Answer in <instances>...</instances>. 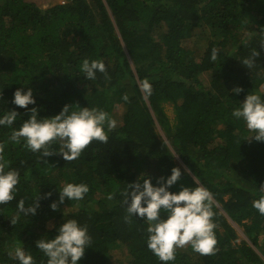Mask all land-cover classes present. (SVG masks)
Listing matches in <instances>:
<instances>
[{
	"label": "trees",
	"instance_id": "obj_1",
	"mask_svg": "<svg viewBox=\"0 0 264 264\" xmlns=\"http://www.w3.org/2000/svg\"><path fill=\"white\" fill-rule=\"evenodd\" d=\"M199 37L205 43L195 54L190 42ZM253 50L260 56L250 69L241 60ZM85 57L103 60L107 72L86 79L79 72ZM20 87L32 88L35 105L11 102ZM253 92L264 96V0H65L45 8L37 0H0V114H20L12 127L33 106L49 117L66 103L101 108L117 121L106 143L93 140L69 161L59 142L42 157L0 127V156L20 173L15 198L0 204V264H19L8 255L15 246L46 264L36 240L56 234L63 212L88 226L91 243L80 264H108L118 247L122 264H163L147 248V222L124 220L122 193L141 173L159 183L174 165L182 175L171 191L198 182L214 194L217 250L201 255L186 245L167 264H264V216L252 206L264 194V140L232 116ZM66 182L87 183L89 191L60 203ZM35 198V215L18 211L20 199L27 206ZM229 219L247 240L238 241Z\"/></svg>",
	"mask_w": 264,
	"mask_h": 264
},
{
	"label": "clouds",
	"instance_id": "obj_2",
	"mask_svg": "<svg viewBox=\"0 0 264 264\" xmlns=\"http://www.w3.org/2000/svg\"><path fill=\"white\" fill-rule=\"evenodd\" d=\"M258 56L260 52L253 50L241 62L251 69ZM216 58L217 49L213 48L210 59L215 61ZM79 72L86 79L95 80L97 72L106 73L107 68L103 60L85 57L79 65ZM141 87L146 93H151L152 85L148 80H144ZM233 91L239 93L241 88L235 87ZM122 99L128 101L129 97L124 94ZM11 102L22 108L35 105L32 88H16ZM28 111L30 115L17 128L12 126L20 114L15 109H8L0 114V127H10L9 141L22 143L32 152H41L42 157L57 152L50 150V145L56 141L60 144L58 152L66 161L77 159L93 140L106 143L108 131L117 126L116 119L108 112L89 105L82 107L66 103L58 113L49 117L40 116L35 106ZM232 116L242 119L255 139L264 140V96L256 92L248 93L240 106L232 110ZM181 175V167L174 165L167 177H158L159 183L153 184L149 176L141 173L142 182L138 178L128 183L127 190L122 193L126 210L124 220L130 223L133 217H141L147 222V248L163 264L174 261L176 250L186 245L201 255H211L217 250L216 225L212 219L215 215L214 194L198 182L195 186H182L178 191H171V186ZM19 181L20 173L0 156V204L15 198ZM58 189L59 202L63 203L65 198L82 200L89 186L84 182H66ZM252 206L264 216V194L255 199ZM38 207L39 200L36 198L27 206L23 199L17 204L18 211L24 215H35ZM50 207L55 210L57 201L53 200ZM63 216V222L56 226L54 236L36 240L37 248L47 258L46 264H80L81 257L90 246L88 226L76 218H65L64 212ZM8 255L19 264H35L33 255L22 246H15Z\"/></svg>",
	"mask_w": 264,
	"mask_h": 264
},
{
	"label": "rangeland",
	"instance_id": "obj_3",
	"mask_svg": "<svg viewBox=\"0 0 264 264\" xmlns=\"http://www.w3.org/2000/svg\"><path fill=\"white\" fill-rule=\"evenodd\" d=\"M36 1V0H35ZM65 0H37V3L38 5L41 7V8H45L47 7L48 5H53L55 3H61V2H64ZM205 43V39L203 38H193L190 42V48L193 49V52L195 54H200L201 53V49L202 47L204 46L203 44ZM164 107H165V111L167 112L168 116L170 118L173 117V108H172V105L170 103H165L164 104ZM122 112V107L121 105L120 106H117L114 110V115L116 114V116H118V114ZM180 164V162H179ZM229 223L235 228V231L238 235V241L240 239H246V236L245 234L243 233V229L240 225H238L237 223L233 222L232 220H228ZM261 239H264V237H260ZM111 256L109 257V260H108V264H122L124 261H125V254L123 253V250L121 248H115L114 250L111 251ZM259 254L261 255V253L259 252ZM262 258L264 260V257L262 255Z\"/></svg>",
	"mask_w": 264,
	"mask_h": 264
}]
</instances>
